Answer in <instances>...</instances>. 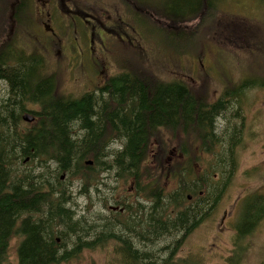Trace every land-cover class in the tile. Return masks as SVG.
Returning a JSON list of instances; mask_svg holds the SVG:
<instances>
[{"label": "rangeland", "instance_id": "374dc122", "mask_svg": "<svg viewBox=\"0 0 264 264\" xmlns=\"http://www.w3.org/2000/svg\"><path fill=\"white\" fill-rule=\"evenodd\" d=\"M126 1H73L82 9L81 12L94 17L95 24H102L115 32H103L105 47L98 31L96 37H91L96 41L94 49L99 56L97 60L104 59L100 57L103 52L108 55L110 78L145 71L165 84L182 82L197 89L204 94L210 105L222 103L223 111L214 124V133L219 142H211L212 150H203L204 144L194 141V138L186 141L185 146L194 150L196 155H174L173 166L172 160L169 163L173 169L187 168V174L194 175L192 180H202L205 183L202 184L204 190L208 181L218 191L223 187L227 181L221 170L223 163H234L236 169L226 182L228 185L223 190L224 193L222 192L201 230L185 241L182 240V235L177 237L180 232L175 233L173 239L163 236L148 246L144 245L141 254L148 252L155 258H167V245L175 243L170 250L174 253L170 258L174 264L182 261L198 263V250L201 254L200 264H264V220L252 231L246 232L248 228L243 230L241 225L237 231L242 203L256 195L264 196V0H217L216 3H222L204 14L207 16L203 18L204 22H208L205 27L202 25L204 22L198 18L184 24V29L181 28L183 32L167 28L165 17L170 20L178 19V10H184L185 15H188L190 6L181 5L190 3V0H142L141 7L132 3L134 0ZM194 3L202 6L204 0H194ZM3 6L6 7L4 2H0L1 15ZM33 10L35 12V5ZM10 17L11 12L7 11L4 19H0V40L9 36L8 45L12 49H24L27 57L35 56L41 60L44 69L55 76L60 95L79 100L94 91L88 80L99 79L103 66L98 63L100 68H95V72L89 70L90 62L92 64L89 56L95 53V50L89 51L92 30L87 33L86 26L79 23L78 32L73 35L63 25L62 39L68 44H74V55L70 52L67 59L63 56L62 47L56 45L53 51L46 50V53L37 44L39 39L28 40L19 31L18 25L22 23L9 28L7 25ZM34 35H38L43 41L42 34L33 33L32 36ZM78 44L87 50L85 58H81L80 53L75 54L79 51L76 49ZM12 61L15 62L14 59ZM44 69H41L42 77L46 74ZM135 69L136 72H133ZM228 91L232 93L226 94ZM8 99H11L9 88L4 82H0V104ZM27 109L38 111L39 108L27 103ZM160 136L164 139L167 136L170 149H178L179 140L172 133L165 131ZM119 147L120 143L114 144L111 150ZM37 164L34 161L28 168L34 169ZM148 165L147 167H151V164ZM140 174L143 180L151 181L146 176L151 177L154 172L146 170ZM118 179L114 171L101 174L99 180L102 181V186H99L98 192L91 191L90 198H86L78 194L81 184L80 179L75 177L69 186L73 192L70 207L76 214V219L94 226L112 216L109 211L110 203L122 197L131 186L127 180ZM164 185L171 193L178 189L179 182L173 178ZM136 193L138 194L137 191ZM136 193L134 191V203L138 200ZM141 195L138 202L145 201V195ZM149 204L146 201L142 205ZM186 207L192 206L186 204ZM109 232L120 233L121 227L113 225ZM141 232L143 237V228ZM177 242L183 245L179 246ZM18 246L16 240H12L9 250V262L12 264L17 260ZM71 248L72 240L66 249ZM80 249L78 258L72 259L69 264H130L120 261L124 256V249L115 240L105 239L94 247ZM189 253H195L191 254L195 256H190ZM132 264L141 263L137 261Z\"/></svg>", "mask_w": 264, "mask_h": 264}, {"label": "trees", "instance_id": "16d2710c", "mask_svg": "<svg viewBox=\"0 0 264 264\" xmlns=\"http://www.w3.org/2000/svg\"><path fill=\"white\" fill-rule=\"evenodd\" d=\"M0 2L6 5L2 7L0 19H4L7 11L11 12L10 18H18L17 10L12 13L9 0ZM216 2L204 0L203 8L190 0L181 5L190 6L188 15L178 10L176 17L180 18L165 17L167 28L183 32L181 28L189 21L199 18L204 22L203 18L207 17L204 14L222 3ZM207 24L202 23L204 27ZM8 37L0 40V72L12 77L14 95L0 104V264H12L9 250L14 235L23 237L14 264H69L78 258L80 247L66 249L71 235L93 228L86 223H71L73 192L69 183L75 177L81 184L78 194L86 198H90L92 187L102 186L101 174L114 171L119 179L136 181V191L146 197L142 204L150 203L139 207L145 243L154 242L153 235L159 239L167 235L171 215L173 232L177 234L188 226L191 217L199 215L202 205L206 214L215 209L228 185L226 182L236 171L234 163H223L221 170L227 181L220 191L210 181L204 190L203 181L192 180L194 175L187 174V168L173 169L169 165L171 159L174 161L168 152L171 144L167 136L165 139L160 136L157 128L165 126L179 140L180 157L196 155L185 146L186 141L194 138L197 142L205 139L206 148L212 150L211 142L218 141L214 124L221 104L210 105L197 89L182 82L165 84L144 71L111 79L104 90L109 94L110 104L100 111V119L92 121V96L73 100L60 95L55 76L35 56L16 52V67L9 69ZM41 69L46 71L43 77ZM27 103L38 106V111L27 109ZM24 113L33 115L35 122L25 123ZM117 143L121 147L111 150ZM34 161L38 162L36 167L28 168ZM38 169L40 172L35 174ZM146 170L154 172L153 176H146L151 181H144L140 174ZM170 174L179 182V187L175 192L166 193L164 184ZM189 197L196 200V206L186 207ZM41 211L45 212L43 224L39 219ZM25 215H34L36 221H23L20 233H14V223ZM263 220L264 196L248 198L242 203L237 231L240 225L243 230L248 228L246 232L252 231ZM57 238H61L60 243ZM167 259L144 252L140 263L172 264ZM180 264L199 263L182 261Z\"/></svg>", "mask_w": 264, "mask_h": 264}, {"label": "flooded vegetation", "instance_id": "af4514ba", "mask_svg": "<svg viewBox=\"0 0 264 264\" xmlns=\"http://www.w3.org/2000/svg\"><path fill=\"white\" fill-rule=\"evenodd\" d=\"M74 0H12V2H9V6L12 8V13L14 14V11L17 10L18 12V18H10L9 24L7 25L9 28L12 26H17V23H22L18 25L19 31L22 34H25L24 36L27 37L28 40L32 39H39L40 42L37 43L40 48L46 52V50L53 51V48L55 46H59L63 48V56H65L67 59H69V56L71 55L70 52L74 55V44H68L64 39H62V30L63 25L67 26L69 28V32L76 34L78 32V25L81 23V25L86 26L87 33L88 30H92V33L89 38V51L94 52V48L96 45V41H94L91 37H96V32H99L100 35V41L105 47V35L103 32L109 31L110 33H115L114 31L108 29L107 27L103 26L102 24L97 25L95 24V19L92 15L81 12L78 5H75ZM126 1V0H125ZM127 2V1H126ZM137 6H142V0H134V2ZM33 5H35V12L33 10ZM62 12L64 15H62ZM88 25V26H87ZM89 28V29H88ZM90 32V31H89ZM33 33H40L42 34V39L38 35H33ZM88 38V35H87ZM69 39V37H68ZM78 41V40H77ZM79 51H77L75 54L78 53L81 54L82 57H86L87 50H84L81 44H78L76 47ZM15 51V52H14ZM6 52L9 57V69H14L16 67V62H13L12 59H14L15 53H25L26 50L19 49L16 51L15 49H12L10 45H7ZM49 52V51H48ZM61 53V50L58 52ZM105 52L100 57H103L104 59L100 61L97 58L99 56L95 53H91L89 56L92 60V64L90 62L89 70L95 72V68H100L98 63H102L103 71L102 76L99 79L94 78L89 79L88 83L91 84L94 88V91L91 93H88L87 95H91L94 103V113L92 115V121L100 119V111L107 105V103L110 104L111 99L109 98V94L107 92H104L105 88L109 84L110 80L113 78H110L109 76V68L107 67L108 64H110L109 57ZM97 60V61H96ZM95 62V66H94ZM84 70V69H83ZM86 70V69H85ZM108 71V73H107ZM12 77L8 74H5L3 72H0V82H4L7 87L9 88V95L11 98H13L14 92H13V80ZM116 78V77H115ZM173 84V83H170ZM244 87V86H243ZM239 90V89H238ZM233 91V90H232ZM234 92V91H233ZM232 92L228 91L226 94L230 95ZM225 94V95H226ZM4 100V99H3ZM2 100V101H3ZM221 108L218 112V115L223 111L222 103ZM102 105V106H101ZM101 106V107H98ZM27 113H24L22 116H24ZM217 115V116H218ZM105 118V117H104ZM107 118V117H106ZM157 131L160 133V135L165 134V131L170 132L169 130L165 129V126H159L157 128ZM190 141V140H189ZM188 141V142H189ZM199 142H202L203 150H206V140L201 139ZM198 142V143H199ZM154 146V144H153ZM174 159V155H178L177 149L171 148L168 151ZM172 160V159H171ZM28 162V161H27ZM174 161H172L171 165L173 166ZM29 164V163H28ZM170 165V163H169ZM170 165V166H171ZM40 170H36L34 173H39ZM141 173V172H140ZM141 181V178H139ZM122 180V179H118ZM129 183L130 188L128 192L124 193L122 197L116 198V201H113V203H110L109 211L112 212V216L110 215L108 218L103 219L102 221L98 222L97 225L91 226L93 229L90 231H83L74 234V232L71 235L72 240V248H91L105 239H111L115 240L119 243V247L123 248L124 250V256L120 261H123L124 263H136L137 261H140L142 258L141 249L142 247L148 246L149 244H152L156 241H158L159 237L156 235L152 236V240L150 242H143L142 237V228H143V216H142V210H139V207L142 206V201H140L141 194L142 193H136V181L134 182L132 179H125ZM173 180L171 177V174L168 177V181ZM139 181V182H140ZM91 191L96 190L98 192V188L92 187L90 189ZM134 191L137 196V203H134ZM166 193H170L169 189L165 188ZM172 193V192H171ZM201 196L203 194L201 193ZM189 203L188 205L196 206V200L192 197H189ZM118 209L117 211H112L111 209ZM136 208V209H135ZM199 212V215L191 217L192 219L188 222V226L179 233L177 236L180 238V235H182V240L185 241L188 239L192 234L195 232L201 230L203 224L205 223V220L210 217L211 212L206 214V208L204 205L201 206V209ZM44 217L45 212L41 211L39 219L41 218L42 224L44 223ZM36 218L34 215H25L24 217L19 218L15 223L13 227V232L17 231L16 233H20V229L22 226L23 221L27 219H32L33 221H36ZM173 215L170 216L169 221V231L167 232V237H173L175 236V233L173 232ZM74 222H81L85 223L81 219H76V214L74 213L71 223L74 225ZM113 225H118L121 227L120 233H110L109 228ZM79 235V236H77ZM163 237V236H162ZM91 239V240H89ZM12 240H16L17 245H21L23 243V237L20 235H14ZM61 238H57V242L60 243ZM12 242V241H11ZM179 242L176 244L178 245ZM11 244V243H10ZM175 243H172L171 245H167V251L165 255L167 256V260H171L173 252H170L174 248ZM183 243H179V246H182ZM18 246V247H19ZM75 246V247H74ZM196 253V252H195ZM195 253H189L190 256H195L191 254ZM198 256L201 258L200 251H197ZM197 257V256H196ZM197 257L198 263H201V259ZM172 261V260H171ZM174 264V262H172ZM176 264V263H175ZM180 264V263H177Z\"/></svg>", "mask_w": 264, "mask_h": 264}, {"label": "water", "instance_id": "95a60500", "mask_svg": "<svg viewBox=\"0 0 264 264\" xmlns=\"http://www.w3.org/2000/svg\"><path fill=\"white\" fill-rule=\"evenodd\" d=\"M23 121L25 122V123H27V124H32V123H34L35 122V120H36V118L33 116V115H31L30 113H27V114H25L24 116H23ZM89 165H92V163H88ZM112 211H117L118 209H111Z\"/></svg>", "mask_w": 264, "mask_h": 264}]
</instances>
